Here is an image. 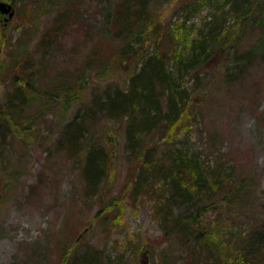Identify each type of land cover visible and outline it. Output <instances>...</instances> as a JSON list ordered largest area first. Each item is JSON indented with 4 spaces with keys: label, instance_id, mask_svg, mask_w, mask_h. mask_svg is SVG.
<instances>
[{
    "label": "trees",
    "instance_id": "16d2710c",
    "mask_svg": "<svg viewBox=\"0 0 264 264\" xmlns=\"http://www.w3.org/2000/svg\"><path fill=\"white\" fill-rule=\"evenodd\" d=\"M101 3V24L106 29L105 37L100 38L103 44L92 46L86 53L88 59L72 70L63 67L50 75L46 72L53 42L71 25L74 14L62 12L59 20L42 32L36 57L18 60L21 54L14 45L12 70L8 67L7 71L14 89L0 101V130L10 128L26 145L23 139L34 126V130L41 129L37 124L48 111L59 109L68 116L74 105L82 102L85 108L80 105L69 115L71 120L56 143L57 150L77 160L84 194L93 199L112 176L113 163L120 155V145L112 142L110 130L124 131L131 160L124 193L152 198L153 214L167 243L159 252L149 244L155 264H264V200L255 206L251 200L254 187L248 177L207 164L183 140L200 116L195 108L202 97L195 95L193 88L201 75L210 73L212 61L222 60L219 66L227 86L250 68L257 48L248 50L243 44L249 32L264 42V0ZM172 4L174 20L162 13ZM204 8L211 9L210 18L196 29L189 22ZM237 26L238 33L234 31ZM231 54L236 55L233 67L226 64ZM115 62L126 74L127 79H122L126 89L107 92L104 99L93 97L97 109L83 102L92 75L106 80ZM0 154H5L2 147ZM106 196L100 198V217L113 208L122 211V202L106 201ZM211 213L223 217L224 222L208 221ZM238 221H243L242 225L236 224ZM68 249L63 250V264L68 261ZM99 259L82 254L72 264H100Z\"/></svg>",
    "mask_w": 264,
    "mask_h": 264
},
{
    "label": "rangeland",
    "instance_id": "374dc122",
    "mask_svg": "<svg viewBox=\"0 0 264 264\" xmlns=\"http://www.w3.org/2000/svg\"><path fill=\"white\" fill-rule=\"evenodd\" d=\"M1 2L10 5L11 10L6 14L0 12V101L14 89L7 74L9 68L12 70L14 45L21 54L18 60L38 55L42 32L59 20L62 12L74 15L71 25L53 42L46 70L49 75L59 68L72 70L82 65L84 59H88L87 51L105 37L101 0ZM173 9V4L169 5L162 12L164 17L174 20ZM210 13V8L196 12L189 24L198 29L209 20ZM229 25H233L232 21ZM236 29L238 33V26ZM248 36L243 45L248 50L257 48V53L252 55L250 68L240 79L231 86L224 85L219 59L212 61L210 73L201 75L197 87L193 88L195 95L202 97L195 108L200 116L194 119L192 130L183 140L185 146L202 155L207 164H218L224 172L248 177L254 187L251 200L256 206L264 200V42L251 32ZM102 57L100 53L99 58ZM235 57L229 56L226 62L229 67L234 66ZM118 68L115 62L107 81L93 74L91 89L83 102L88 101L89 106L97 109L93 97L104 99L107 92L126 89L127 83L122 82L127 79L126 74ZM231 71L239 73L234 68ZM188 85L193 87L194 84L189 82ZM80 105L82 102L74 105L69 115H74ZM82 106L85 108L84 104ZM69 115L59 109L48 111L37 124L41 129L34 130V126L23 139L26 145L10 128L0 130V147L5 150V154H0V264H63L66 262L63 250L68 248L66 264H72L82 254L99 255L104 264H155L149 244L159 252L167 243L153 214L152 198L129 197L124 193L131 168L124 131L110 130L112 142L120 145L119 159L113 163L112 176L103 182L94 198L89 199L91 195L83 191L79 163L56 147L66 123L71 120ZM125 195V201H121ZM102 196L107 197L106 201L113 198L122 202V211L113 208L100 217ZM133 198L137 199L136 203ZM215 220L224 222L223 217L211 213L208 221Z\"/></svg>",
    "mask_w": 264,
    "mask_h": 264
},
{
    "label": "water",
    "instance_id": "95a60500",
    "mask_svg": "<svg viewBox=\"0 0 264 264\" xmlns=\"http://www.w3.org/2000/svg\"><path fill=\"white\" fill-rule=\"evenodd\" d=\"M9 10H11V6L10 5H6L5 3H0V12L2 14H6L8 12H10ZM11 15H13V12H11Z\"/></svg>",
    "mask_w": 264,
    "mask_h": 264
},
{
    "label": "bare ground",
    "instance_id": "6f19581e",
    "mask_svg": "<svg viewBox=\"0 0 264 264\" xmlns=\"http://www.w3.org/2000/svg\"><path fill=\"white\" fill-rule=\"evenodd\" d=\"M97 258H100L99 255H95ZM100 264H104L103 262H100Z\"/></svg>",
    "mask_w": 264,
    "mask_h": 264
}]
</instances>
